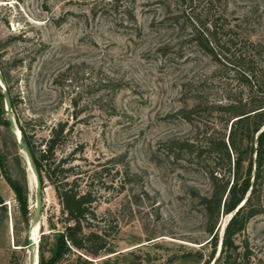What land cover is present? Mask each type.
Listing matches in <instances>:
<instances>
[{
    "label": "rangeland",
    "instance_id": "obj_1",
    "mask_svg": "<svg viewBox=\"0 0 264 264\" xmlns=\"http://www.w3.org/2000/svg\"><path fill=\"white\" fill-rule=\"evenodd\" d=\"M144 1L136 0L131 12L94 7L93 13L94 0H0V264H30L26 223L35 213L33 170L3 123V85L17 126L33 143L66 122L56 154L68 158V180L98 194L93 206L112 251L93 255L72 247L56 264H202L211 251L204 243L207 216L190 191L208 193L210 184L170 165L162 152L169 139L193 131L180 115L183 84L207 75L214 95L222 69L189 42L182 51L193 59L163 56L157 48L188 28L151 29L163 9ZM223 13L240 36L264 41V0H227ZM6 176L26 193L27 220ZM43 178L38 236L46 232L50 246L64 212L53 183ZM228 216L217 220L215 254ZM237 239L253 251L249 264H264V212Z\"/></svg>",
    "mask_w": 264,
    "mask_h": 264
},
{
    "label": "trees",
    "instance_id": "obj_2",
    "mask_svg": "<svg viewBox=\"0 0 264 264\" xmlns=\"http://www.w3.org/2000/svg\"><path fill=\"white\" fill-rule=\"evenodd\" d=\"M226 1H144L153 10L163 9V15L150 22L151 29L188 28L177 40L157 48L163 56L175 61L193 59V55L182 51L189 42L222 69L221 85L215 88L214 95H210L212 85L207 75L183 84L186 101L180 115L193 131L169 139L162 152L170 165L200 173L210 184L208 193L190 189L209 223V237L204 243L211 246V251L202 264H249L253 251L247 240L238 241L237 237L253 216L264 212V41L242 37L230 26L223 13ZM135 6L136 0H94L93 13L94 7L103 11L116 8L125 13ZM218 7L222 11L216 12ZM3 123H7L6 118ZM65 125V121H59L39 143H33L20 126L41 182L47 176L53 183L64 212V227L54 231L50 246L46 232L41 233L38 264H56L72 247L93 255L112 251L93 206L98 194L90 188L81 189L76 178L68 180L72 170L71 166H64L68 158L56 154L65 140ZM6 179L27 220L26 193L12 178ZM2 201L0 197V205ZM220 214L229 216L223 223L215 254L219 240L215 227ZM91 225L100 229L89 228ZM48 250L50 255L46 257Z\"/></svg>",
    "mask_w": 264,
    "mask_h": 264
},
{
    "label": "water",
    "instance_id": "obj_3",
    "mask_svg": "<svg viewBox=\"0 0 264 264\" xmlns=\"http://www.w3.org/2000/svg\"><path fill=\"white\" fill-rule=\"evenodd\" d=\"M2 80H3L2 74L0 71L1 83H2ZM3 87H4V90H3L4 107L6 110V118H7V123L5 124V126L12 132V134L14 136L17 137L16 141H17L19 147L22 148V150L24 151L26 163H27L28 167L33 170V172L35 173V177H36V181H35V213L33 215V219L32 220L28 219L27 223H26L27 224L26 225V228H27L26 229L27 230L26 246H27V248L31 249V251H32L31 255H29V257H30L31 264H34L33 258L35 255L33 254V249L36 248V251H38L39 236H38V240L33 239L31 236V229L33 227V223H37V222L40 223V217L42 214V202H43V200H42V182H41V179H40V177L37 173V170L35 168L33 155H32L31 149L27 143V140H26L25 136L23 135L21 129L17 126L15 118L12 115L10 94L4 85H3ZM17 130H18V132H17ZM223 227H224V224L222 225V231H223ZM37 258L38 257H37V252H36V259ZM36 262H37V260H36Z\"/></svg>",
    "mask_w": 264,
    "mask_h": 264
},
{
    "label": "bare ground",
    "instance_id": "obj_4",
    "mask_svg": "<svg viewBox=\"0 0 264 264\" xmlns=\"http://www.w3.org/2000/svg\"><path fill=\"white\" fill-rule=\"evenodd\" d=\"M17 132H18V130H17ZM18 134V133H17ZM15 139L17 140V137L15 136ZM22 151V150H21ZM31 171H32V169H31ZM33 172V171H32ZM33 174H34V179H35V181H36V177H35V173L33 172ZM38 224H40V223H33V227H32V229H31V236H32V238L33 239H35V240H38V230H39V226H38ZM225 224V223H224ZM221 233H222V230H221ZM18 247H22V246H18ZM27 252H29V255H31V249H29ZM36 252H37V257H38V251H36V248H34L33 249V254L35 255L34 256V264H38V261H39V257L36 259ZM36 260H37V262H36ZM29 262H30V264H31V261H30V257H29Z\"/></svg>",
    "mask_w": 264,
    "mask_h": 264
}]
</instances>
